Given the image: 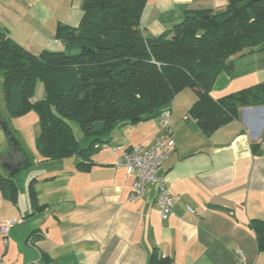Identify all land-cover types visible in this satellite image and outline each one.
I'll return each instance as SVG.
<instances>
[{"label": "crops", "instance_id": "crops-1", "mask_svg": "<svg viewBox=\"0 0 264 264\" xmlns=\"http://www.w3.org/2000/svg\"><path fill=\"white\" fill-rule=\"evenodd\" d=\"M83 1L0 0V28L30 54L59 51L56 27L78 26ZM226 6L227 0H147L140 28L143 36H162L189 12ZM229 63L232 73L217 77L213 99L264 83V50H244ZM195 100L186 89L170 107L173 147L159 174L179 202L166 220L155 189L132 197L134 175L117 167L130 147L155 142L163 132L160 119L120 126L96 146L88 170L76 168L74 158L51 162L38 155L45 168L32 178L37 211L27 188L15 204L0 195V222L14 223L6 244L0 234V263L264 264L251 228L252 221H264V107L244 108L205 136L188 115ZM5 109L0 80V175L12 178L28 157L18 143L9 145Z\"/></svg>", "mask_w": 264, "mask_h": 264}, {"label": "trees", "instance_id": "trees-1", "mask_svg": "<svg viewBox=\"0 0 264 264\" xmlns=\"http://www.w3.org/2000/svg\"><path fill=\"white\" fill-rule=\"evenodd\" d=\"M146 2L84 0L78 26L56 27L55 40L63 52L30 54L0 28L6 112L11 119L28 111L37 114L35 149L44 161L74 158L76 168L88 170L91 163L86 162L96 146L116 128L159 118L186 89L196 96L188 115L205 136L236 120L244 108L264 107V83L218 99L210 95L219 75H231L232 56L264 50V0H227L221 11L189 12L158 37L142 34ZM38 84L43 97L34 102ZM69 122L89 138L86 147L80 146ZM6 134L10 147H16ZM29 165L24 159L15 168L19 172ZM12 178L0 175V195L15 204L18 188ZM34 183L30 180L27 188L33 212L39 209ZM251 228L258 250L264 251V221H252Z\"/></svg>", "mask_w": 264, "mask_h": 264}, {"label": "built area", "instance_id": "built-area-1", "mask_svg": "<svg viewBox=\"0 0 264 264\" xmlns=\"http://www.w3.org/2000/svg\"><path fill=\"white\" fill-rule=\"evenodd\" d=\"M170 109L161 113L159 119L163 132L151 146L139 144L123 152L117 167L124 168L134 175L132 197L143 196L149 188L155 189V203L161 219L166 220L179 199L172 198L167 189L165 177L159 174L162 165L169 158L173 143L170 140ZM14 223L6 220L0 222V234L6 244L8 232ZM241 261L243 260L240 255ZM1 264V263H0Z\"/></svg>", "mask_w": 264, "mask_h": 264}, {"label": "rangeland", "instance_id": "rangeland-1", "mask_svg": "<svg viewBox=\"0 0 264 264\" xmlns=\"http://www.w3.org/2000/svg\"><path fill=\"white\" fill-rule=\"evenodd\" d=\"M52 52H63V49ZM40 93H42V87L40 84H38L35 96H38V94L40 95ZM6 125L10 136L26 153L28 157V163L30 164L26 169L20 170L18 173H14L12 176L18 191L20 192L22 188H28L29 181L38 175L39 171L45 168L44 164L42 163V159L38 156L35 149V138L39 132L38 116L34 111H28L19 118L11 119L8 117ZM69 125L76 139L80 143V146L83 148L86 147L88 145L89 138L87 139L84 137L81 130L75 123L69 122ZM68 161L64 163L69 165L73 160Z\"/></svg>", "mask_w": 264, "mask_h": 264}]
</instances>
